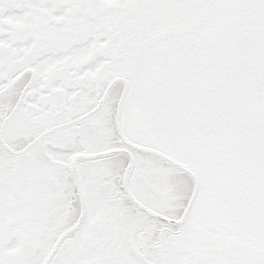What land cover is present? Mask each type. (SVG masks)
I'll return each mask as SVG.
<instances>
[{
    "label": "snow or ice",
    "instance_id": "6c2138e0",
    "mask_svg": "<svg viewBox=\"0 0 264 264\" xmlns=\"http://www.w3.org/2000/svg\"><path fill=\"white\" fill-rule=\"evenodd\" d=\"M0 264H264V0H0Z\"/></svg>",
    "mask_w": 264,
    "mask_h": 264
}]
</instances>
